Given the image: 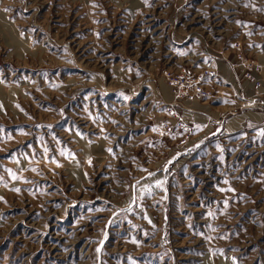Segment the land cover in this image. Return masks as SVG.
I'll list each match as a JSON object with an SVG mask.
<instances>
[{
  "label": "rangeland",
  "instance_id": "obj_1",
  "mask_svg": "<svg viewBox=\"0 0 264 264\" xmlns=\"http://www.w3.org/2000/svg\"><path fill=\"white\" fill-rule=\"evenodd\" d=\"M0 264H264V0H0Z\"/></svg>",
  "mask_w": 264,
  "mask_h": 264
},
{
  "label": "built area",
  "instance_id": "obj_2",
  "mask_svg": "<svg viewBox=\"0 0 264 264\" xmlns=\"http://www.w3.org/2000/svg\"><path fill=\"white\" fill-rule=\"evenodd\" d=\"M197 93L198 94H196V93L192 94V96H195V97H191V99H195V98H197L199 96H206L207 95L206 91H204L201 87L198 88V92Z\"/></svg>",
  "mask_w": 264,
  "mask_h": 264
}]
</instances>
